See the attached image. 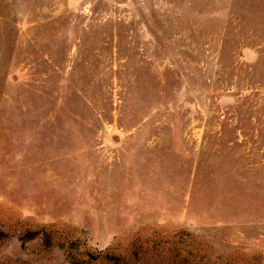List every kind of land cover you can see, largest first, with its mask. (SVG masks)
<instances>
[{
    "label": "rangeland",
    "instance_id": "1",
    "mask_svg": "<svg viewBox=\"0 0 264 264\" xmlns=\"http://www.w3.org/2000/svg\"><path fill=\"white\" fill-rule=\"evenodd\" d=\"M0 264H264V0H0Z\"/></svg>",
    "mask_w": 264,
    "mask_h": 264
}]
</instances>
